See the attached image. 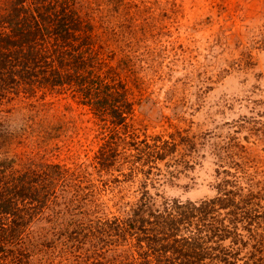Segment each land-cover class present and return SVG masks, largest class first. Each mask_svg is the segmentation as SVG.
<instances>
[{
  "label": "rangeland",
  "instance_id": "1",
  "mask_svg": "<svg viewBox=\"0 0 264 264\" xmlns=\"http://www.w3.org/2000/svg\"><path fill=\"white\" fill-rule=\"evenodd\" d=\"M103 2L83 11L84 23L96 25L99 49L73 74L75 84H20L0 96V123L12 125L0 141V176L18 170L51 185L50 206L39 211L46 221L32 224L49 230L41 241L73 246L86 210L79 204L88 197L94 209L100 202L95 215L113 214V201L134 202L144 189L159 204L213 198L227 178L260 188L251 207L262 213L257 228L264 233V0ZM121 59L132 60L120 88L130 105L113 116L96 105L120 78L112 66ZM82 87L96 91L94 104L84 102ZM172 135L192 137V150L179 142L142 173L151 164L135 154ZM49 164L52 180L44 175ZM62 254L53 257L64 264Z\"/></svg>",
  "mask_w": 264,
  "mask_h": 264
},
{
  "label": "trees",
  "instance_id": "2",
  "mask_svg": "<svg viewBox=\"0 0 264 264\" xmlns=\"http://www.w3.org/2000/svg\"><path fill=\"white\" fill-rule=\"evenodd\" d=\"M102 4L103 0H0L2 99L4 90L9 92L14 85L70 88L75 84L73 74L94 62L99 49L94 50L96 25L84 23L83 11L103 8ZM131 59H121L112 66L120 78L106 85L104 101H97L98 109L109 107L113 116L125 114L123 108L130 103L120 92L126 86L121 76L133 71ZM80 92L85 103L94 104L96 91L83 88ZM9 124L0 123V141L11 134ZM176 138H159L152 151L139 150L135 157L151 164L149 170L141 172L150 174L158 160L174 152L177 143L192 150V137ZM107 146L109 142H105ZM52 167L46 166L47 179ZM16 172L0 176V264H62L53 257L61 253L67 254L64 264H264V233L257 228L262 213L251 207L252 197L261 194L255 184L242 186L236 179L227 178L213 198L197 202L165 199L161 204L144 189L134 202L113 201L118 210L113 214L95 215L100 202L94 209V201L88 197L79 204L80 210L83 206L86 210L80 211L83 220L74 234L73 246L64 239L67 246L48 247L41 238L49 230L33 228L32 224L46 221L47 213L39 211L50 206L51 185L39 180L38 175L28 181L24 173Z\"/></svg>",
  "mask_w": 264,
  "mask_h": 264
}]
</instances>
